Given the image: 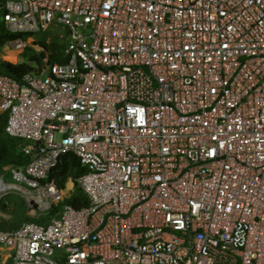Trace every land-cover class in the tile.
<instances>
[{"label": "built area", "instance_id": "obj_1", "mask_svg": "<svg viewBox=\"0 0 264 264\" xmlns=\"http://www.w3.org/2000/svg\"><path fill=\"white\" fill-rule=\"evenodd\" d=\"M0 16L65 42L62 62L0 74L29 158L0 199L46 216L71 195L51 173L72 152L89 200L0 229L4 264H264V0H0Z\"/></svg>", "mask_w": 264, "mask_h": 264}, {"label": "trees", "instance_id": "obj_2", "mask_svg": "<svg viewBox=\"0 0 264 264\" xmlns=\"http://www.w3.org/2000/svg\"><path fill=\"white\" fill-rule=\"evenodd\" d=\"M28 36L33 37L34 42L42 46L43 49L36 50L32 46H26L20 54L21 59L17 62L5 60L0 56V74L20 80L26 72L36 71L41 66L45 55H48L51 62L64 61L61 50L65 42L61 35L55 32L51 34L49 28L35 34L12 32L6 27L0 16V49L10 39L27 38ZM6 123L7 113H0V173L11 167H23L29 159L28 155L21 149L24 141L7 134L5 131ZM85 171L86 167L80 163L76 154L72 152L64 153L60 163L53 169L51 177L57 181L60 187H70L71 195L54 204L46 216L33 217L26 212L27 206L23 198L7 194L0 199V210L2 211L0 216L7 213L10 214V217L0 218V229H13L29 220L45 223L49 218L58 216L63 203H69L76 208L87 205L89 202L88 197L76 182V179Z\"/></svg>", "mask_w": 264, "mask_h": 264}, {"label": "rangeland", "instance_id": "obj_3", "mask_svg": "<svg viewBox=\"0 0 264 264\" xmlns=\"http://www.w3.org/2000/svg\"><path fill=\"white\" fill-rule=\"evenodd\" d=\"M50 31H51V34H53L54 32L55 33H58L59 35H61L62 34V28L60 27V26H58V25H56V26H50ZM29 41L32 43V41H33V39H31V38H29ZM35 47L37 48V49H40L41 47H40V45L39 44H35ZM11 50H7V49H5V50H2V49H0V56L3 58V59H5V60H8V61H11V62H17L18 60H20L21 59V52L22 51H19V52H17V51H11V52H14V54H15V59H11V58H9L8 57V52H10ZM10 194H12L14 197H17V196H19L18 194H15V193H10ZM20 197V196H19ZM22 198V197H21ZM26 203V202H25ZM26 206H27V213H28V211H30V207H28V205H27V203H26ZM0 213H2L1 212V210H0ZM29 214V213H28ZM9 218V217H8ZM5 259H6V253H5V251H2L1 249H0V264H4V262H5ZM8 262V261H7Z\"/></svg>", "mask_w": 264, "mask_h": 264}, {"label": "bare ground", "instance_id": "obj_4", "mask_svg": "<svg viewBox=\"0 0 264 264\" xmlns=\"http://www.w3.org/2000/svg\"><path fill=\"white\" fill-rule=\"evenodd\" d=\"M7 54H8V57H9V58H11V59H15V54H16V53L14 54V52H11V51H10V52H8Z\"/></svg>", "mask_w": 264, "mask_h": 264}, {"label": "crops", "instance_id": "obj_5", "mask_svg": "<svg viewBox=\"0 0 264 264\" xmlns=\"http://www.w3.org/2000/svg\"><path fill=\"white\" fill-rule=\"evenodd\" d=\"M2 212V211H1Z\"/></svg>", "mask_w": 264, "mask_h": 264}]
</instances>
